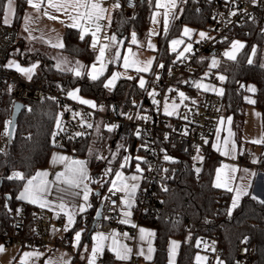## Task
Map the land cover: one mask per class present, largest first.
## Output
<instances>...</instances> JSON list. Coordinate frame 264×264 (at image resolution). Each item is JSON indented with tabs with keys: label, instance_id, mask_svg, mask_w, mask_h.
I'll return each mask as SVG.
<instances>
[{
	"label": "trees",
	"instance_id": "obj_1",
	"mask_svg": "<svg viewBox=\"0 0 264 264\" xmlns=\"http://www.w3.org/2000/svg\"><path fill=\"white\" fill-rule=\"evenodd\" d=\"M7 0H0V21H3ZM182 11L175 14L176 18L171 19L167 35H159V46L156 50L157 57L152 72H150L147 85L141 88L137 81V76L120 77L113 88H105L104 82L113 70V64L109 70L103 74L99 80L93 81L88 75L82 74L76 77L71 72L59 71L50 57H40L41 64L38 70L33 74L35 79H46L52 83L63 85L67 90L73 87H79L83 95L93 98L98 104L105 101L107 110H113L118 105L119 112L124 114L128 109H152L154 101L149 95V89L156 80L155 69L159 64L164 67L169 66L176 61L174 53L168 49V40L177 35L185 23H191L198 27H205L208 19V7L196 0L181 1ZM28 4L26 0H17V7L14 19V25L20 27L24 20V15ZM153 2L151 0H139L138 7L133 16L127 15L124 11H116L112 29L120 32L126 37L125 44L131 43L132 34L140 40H145L148 36V27L151 20ZM80 30L67 27L63 34L64 47L61 50L70 58L79 59L83 65L90 66L96 58V51L91 47V39L84 36L80 39ZM241 38L244 40V47L236 55V60H229L223 55L220 61V70L225 73L226 81L225 92L223 94V103L221 112L224 110L233 117V124L242 122L247 104L244 87H237L238 80H242V85L248 82H254L257 86L256 104L261 108L263 121L264 138V32L261 24L255 22L251 25L249 34H240L233 36L222 43L224 50L231 42ZM25 40L20 37L18 45L13 51V56L19 58L22 63L30 62L29 53L24 52ZM255 47V55L252 49ZM18 48V51H17ZM251 58L253 63L248 64ZM207 61L200 71L205 68ZM195 95L196 90H190ZM13 104L5 109L2 120V128H5V122L11 119ZM61 104L48 99L41 102H28L19 115L13 136L6 148L0 151V229L3 225H10V209L17 208L20 200L16 197L26 182L27 178L38 168L45 166L52 155L54 148L64 147L75 154H85L90 147L95 144L93 131L83 133L82 135L69 137L65 132L53 135L55 133L56 119L59 114ZM31 109L29 111L28 109ZM220 112V113H221ZM96 117H99L96 115ZM93 130V129H92ZM104 135H108L113 145L116 146L114 133L109 130H103ZM115 136V137H114ZM140 138L132 137L125 141L130 142L131 151H136V146ZM128 146V144H125ZM261 155L264 156V143L261 144ZM126 151L125 147L119 150L117 156L106 160L99 159L96 162L95 156L90 160L93 168L95 180L99 181L100 169L105 166L112 168L113 173L121 165L122 154ZM139 151H143L139 148ZM144 153V151H143ZM173 164L175 167L174 178L169 183L167 191L159 190L158 201L161 205L160 213L148 212L143 215L142 222L153 226L154 237V257L140 264H169V243L171 238L180 240L179 249L175 264H189L193 261L197 247V240L202 234L217 235L218 241L223 247L222 258L226 264H236L235 255L241 243L254 244L257 259L254 264H264V203L261 198L252 199L253 194L245 195L240 204L229 215V202L231 192L226 189L217 188L213 183V172L221 160L219 152L214 151L206 155L203 159L202 169L196 171L195 160L188 155L178 154ZM134 163L125 168H132ZM19 170L26 177L25 180L7 179L12 171ZM113 175V174H111ZM108 179L105 181H110ZM99 185V191L94 192V205L90 211L82 213L79 216L78 225L83 223V218L96 208L99 200L109 188L110 183L94 182ZM99 193V195H97ZM8 197H11L8 199ZM28 203V202H27ZM37 206L28 203V219L26 231L33 233L35 229L34 214ZM135 216L138 211L133 205ZM158 211V210H156ZM171 211H178L179 218L168 219L167 215ZM3 237L0 235V240ZM102 264H121L112 252L108 249L104 251Z\"/></svg>",
	"mask_w": 264,
	"mask_h": 264
},
{
	"label": "built area",
	"instance_id": "obj_2",
	"mask_svg": "<svg viewBox=\"0 0 264 264\" xmlns=\"http://www.w3.org/2000/svg\"><path fill=\"white\" fill-rule=\"evenodd\" d=\"M105 3L113 5L116 0H103ZM207 6L209 19L205 27L206 38L204 40H195L194 47L188 55L177 59L167 67L155 69L156 80L154 86L157 87V102H154L152 109H128L124 114H116L115 108L107 110V104L102 101L99 105L102 110L91 108L87 105L78 103L68 96V90L60 84L52 83L46 79H35L29 81L26 76L22 75L15 67H6L13 58V51L18 45L20 32L14 24H5L0 21V149L5 144L8 145L10 137L5 136V128H2V120L5 109L9 104H15L16 101L41 102L50 98L53 101L63 105L70 104L74 108L81 107L90 115L101 116L105 122L118 121L119 127L112 131L117 139L128 140L137 137L144 151L143 161H140L143 172L141 173V185L134 201V207L138 211L134 217V225L130 226L129 231L133 235V244L136 240L137 228L143 220V215L148 212L160 213L161 205L157 200L159 190L168 189L169 183L174 178L175 167L173 164L178 154L188 155L189 157H204L214 151L210 143L218 117L221 112L223 95L216 93H206L201 97V89L195 85L197 81L209 71L210 77L215 82H220L215 72L220 70V61L223 58L224 48L222 43L240 34H249L251 25L255 22L261 24L264 32V0H196ZM139 0H134V7L129 6V0H119L120 8L116 11H124L127 15L133 16ZM235 12L236 15H231ZM226 38V39H225ZM216 59L218 66L211 67L212 59ZM207 61L205 68L200 71ZM157 77H159L157 79ZM12 86L9 93L8 88ZM242 80H238L237 87H241ZM190 90H196L193 95ZM183 92L187 99L183 104L177 116H167L163 111L164 100H173L181 98L179 93ZM13 106V105H12ZM132 119H129V117ZM138 117H149V119H140ZM186 117V119H185ZM85 130V129H84ZM139 130V135H137ZM69 137H75L74 129L71 127L64 128ZM186 133V134H185ZM104 134V132H103ZM167 137V138H166ZM208 141V143H205ZM111 140L102 144L100 156L109 157V151L112 147ZM143 145V147H142ZM172 159L165 160V156ZM203 159H194L195 162H203ZM255 161V162H254ZM240 166L247 165L255 168L258 172L264 174V156L256 158L255 153L250 149H245L238 160ZM167 171H164V170ZM14 172L8 174L11 176ZM0 178L3 177L0 175ZM121 192L108 193L98 205L95 211L89 212L83 218V224L93 226L100 230L108 231L115 225L119 224L125 228V224L120 223L121 213L119 208H115L112 201L116 200L120 204ZM264 200V197L262 198ZM93 205V199L89 200ZM17 209L20 211L17 212ZM101 210V217H97L98 211ZM158 210V211H156ZM64 212H58L57 218L63 221ZM10 225H3L0 229V235L4 240V248L9 249L13 243H20L22 246L33 245H57L66 247L70 250V239L66 236L57 239L50 236L52 229V219L48 214L47 208L37 207L34 214L35 229L33 233L26 231L28 219V203L21 202L17 208L10 209ZM105 217H111L106 219ZM168 219L179 218L178 211H171L167 215ZM200 247L204 248L210 255L209 264H213L217 256H222L223 247L217 239V235L202 234L198 238ZM214 241V242H213ZM247 249V251H245ZM77 259L78 254L73 252ZM257 259L254 244L241 243L235 255L236 264H254ZM103 256H100L98 262L102 264ZM82 264H85L82 262ZM131 264H137L135 260Z\"/></svg>",
	"mask_w": 264,
	"mask_h": 264
},
{
	"label": "snow or ice",
	"instance_id": "obj_3",
	"mask_svg": "<svg viewBox=\"0 0 264 264\" xmlns=\"http://www.w3.org/2000/svg\"><path fill=\"white\" fill-rule=\"evenodd\" d=\"M186 2V0H185ZM256 0H253V3H255ZM26 3L32 7L36 12H40L43 8V14L45 16H48L50 19H59V16L53 15V13H59L64 16H66L70 23L67 25L70 28H75L80 30V39H84V35L91 32L92 35V43L91 47L93 50H98V56L96 57V62H94L91 66H85L81 64L79 61L75 62V64H72L67 60V58L59 57L56 58L57 62L55 67L62 72H71L76 77H80L82 74H86L89 76V78L93 81L99 80L100 77L104 74L106 65L108 63H113L116 61H119L123 59V67L127 70L130 67L128 56H121V53L119 51L120 45L123 43L122 40H118L117 36L113 34L112 36H104L103 39L107 41V43H99V38L97 36L98 33H101L107 25H102L100 23L101 20L105 19V14L108 12V9L103 7V0H26ZM129 6L134 7V0H129ZM113 8H120L121 5L119 3V0H116V2L112 5ZM155 7L157 9H165L163 13V32L165 35H167L169 31V26L171 19H175V12L174 10L177 7L176 0H166V2H162V0H156ZM49 9L51 11H49ZM14 14L13 9V0H7L6 5V12L4 16V23L9 24L10 19L9 16ZM159 13H157L158 15ZM231 15H236L235 12H232ZM25 31H28L27 25L31 22L32 17L31 16H25ZM63 22V21H61ZM154 23H158L155 19L153 20ZM191 30L187 27L183 29V36H190ZM151 35H159L158 32H153L149 34ZM200 40H204L206 38H209L206 36V33L200 32L199 33ZM226 39V38H225ZM131 42L133 44H137V39L135 33L132 34ZM199 42V41H197ZM51 44V41H49ZM99 43V47H98ZM184 43L183 39H173L170 41L171 50L173 52L177 51V46ZM52 47L57 48H63L64 44L62 41H58L57 43L51 44ZM148 47L150 49H155V46L151 44L149 41ZM244 47V44L240 41H232L231 42V50L225 51L224 56L227 57L229 60H236V52L238 49H242ZM113 49H116L113 51ZM192 50V45L188 44L184 47L183 51L178 52V58L184 57V54L187 52H190ZM131 52V49L128 50ZM256 49L253 47L252 54L255 55ZM248 64H252L253 60L251 58L248 59ZM148 65H151L152 60H148L146 62ZM218 61L216 59H212L211 61V67L215 68L218 66ZM6 67H15L18 72H20L22 75L26 76L29 81L32 80L34 70L38 67L37 64H33L30 67L24 68L21 67L19 64L15 63L14 61H10ZM159 67L163 68L164 65L161 64ZM261 67H264V65H261ZM138 72L143 71L147 72L149 71L148 67H142L136 69ZM120 73H113L110 78L106 79V82H104L105 88H111L114 86L115 81L119 78ZM159 77H157L158 79ZM131 79V77H129ZM219 80L223 81L226 79L223 75H220L218 77ZM139 86L143 88L145 86V80L143 78H140L139 80ZM197 88H203L204 91L210 90L209 85H204L201 83H196L195 85ZM241 87H244V85H241ZM247 90L249 92L255 93L257 91L255 86H248ZM9 93L12 91V86L10 85L8 88ZM79 90H73L68 93L69 97L78 100L81 104L89 105L93 108L96 107V104L93 101L81 99L78 96ZM218 94L223 95V90H218ZM150 96H154L155 93H149ZM181 100L187 99V97L184 96V93H179ZM55 99V98H50ZM155 102V101H154ZM249 103L255 104V100H248ZM20 105L13 104L14 109H19ZM173 111L176 108V105H172ZM31 111V109H28ZM102 110V108H101ZM173 111H169V105H164V113L166 115H173ZM15 112L13 115L15 116ZM76 115H79L78 113H74V117ZM140 119H149V117H138ZM129 119H132V117H129ZM186 119V117H185ZM229 123L231 122V118H228ZM223 123V121H221ZM56 127L58 130L63 131L64 129L61 126V120L58 117L56 119ZM88 128H92V124H87ZM118 127L117 125H111L108 127L109 131H112L114 128ZM15 129V120L10 119L5 122V136L11 137ZM97 131H99V127H97ZM57 133H54L55 136ZM186 134V133H185ZM77 136L82 135V133H76ZM137 135H139V130H137ZM234 135L231 131H229V136ZM167 138V137H166ZM217 139H219V135L217 136ZM253 143H264V138L261 140H254ZM205 143H208V141H205ZM229 141L227 139L224 140V145L227 148ZM120 147H123L122 145ZM143 147V145H142ZM214 147H216L214 145ZM217 151H220L219 147H216ZM92 149H89V155H93ZM224 155H228L229 153L226 151L223 153ZM203 159L202 157H194V159ZM96 159H107L103 156H96ZM131 158L129 156H125L123 163L120 165L121 168H124L127 166L129 160ZM165 160L172 159L169 156L164 157ZM137 161H143V158L136 157ZM53 162H60L64 164V170L61 172H58L55 174V179L50 181L48 179L49 173L47 171H38L34 176L31 178H27V182L23 187V190L20 192V194L16 197L18 200L27 201L31 204H37L41 208H52L53 206L60 209L64 214L67 216V223L65 225L64 231H68L69 228L75 223V217L79 213H84L87 211L89 207H91V204L89 203V197L91 195V189L88 186V181L90 180L88 170H87V162L83 160H77L71 157L67 156H54ZM144 163H147V161H143ZM255 162V161H254ZM227 168L228 166H223ZM136 171L138 173H142L143 169L140 167V164L137 163L136 165ZM164 171H167L166 169ZM197 172L200 171V169L196 170ZM237 171L236 168L229 169V175H226L224 178V182L221 183V177H220V170H217V178L215 187L220 188L224 187L227 191L231 192L233 189L229 187L231 181L234 179V173ZM247 172V169H245ZM110 174H113L112 168H106L104 170V176H108ZM252 175H255V173H252ZM141 176L138 175H132L130 177H125L123 172L121 171H115L114 172V178L111 181H105L103 180V177L99 181L93 179L92 182H99L101 183V186L103 187L104 183H110V187L108 188L109 193H112L113 195L115 192H121L124 193V196L120 198V204L118 205L116 200H113L112 203L115 206L113 210L116 208L123 207L124 209H127L123 212V217L120 221L122 224H128L130 223V220L128 219L131 215V209L133 208L134 199L136 196L137 189L139 188L138 181L141 179ZM7 179H17V180H25L26 177L24 174L20 172H14L11 176L7 177ZM128 181H133L134 183H128ZM60 185H63L64 187H60ZM56 187L57 190L65 195H70L74 198H80L82 199L83 203L79 206L73 207L72 209L68 208V205L66 204L64 200V195L59 196L58 203H55L53 201H50L47 199L48 194L51 192L52 188ZM248 187H251L249 184ZM165 191H167V188H164ZM247 188H238L236 189V195L233 198L231 209L229 210V215H231V210L235 209L238 206V202L242 195H248ZM99 195V193H97ZM11 197H8L10 199ZM110 197H105L104 199H109ZM252 199H258L257 196L253 195ZM261 203H264V200L260 201ZM20 210L17 209V212ZM97 215H100L98 212ZM106 219H111V217H105ZM133 227H136V225H132ZM141 234V239L143 240L145 237H151L154 235V233L147 231L146 229L140 228L139 229ZM127 236V233L124 234ZM118 234L115 232L109 233L105 235L104 233H96L92 240L94 241V244L92 246L90 255L88 257V264H97L98 257L102 256L104 253L105 248L107 247L110 252H112L115 256V258L119 261H127L131 257L132 249L127 247V245H124L119 242L117 239ZM81 237V232L77 231L75 233V243L73 244L74 247L79 246ZM111 241L110 244H106L107 241ZM179 244L176 241L171 242V248H170V259L169 264H174L175 261V255L176 250L178 249ZM87 246H85V251H87ZM4 251V246L0 245V252ZM154 249L149 245L148 247V254L145 255L144 250L141 249L139 251V255L144 256L145 259L151 260L152 259V253ZM247 251V249H245ZM42 254L37 251L33 250L31 252H25L23 256L21 257V260L19 264H35V260L39 259ZM84 257H82L83 259ZM204 257L197 256L196 260L197 262L204 260ZM46 264H53L51 260L47 261ZM63 264H70L69 261H63ZM220 264H223L221 261Z\"/></svg>",
	"mask_w": 264,
	"mask_h": 264
},
{
	"label": "rangeland",
	"instance_id": "obj_4",
	"mask_svg": "<svg viewBox=\"0 0 264 264\" xmlns=\"http://www.w3.org/2000/svg\"><path fill=\"white\" fill-rule=\"evenodd\" d=\"M151 1L153 2V8H152V13H151L150 24L148 27V36L145 40H140L136 37V39H137L136 45L146 46L147 49H150L148 47V43L150 41L151 44L155 46L154 51H156L158 46H159V35L161 33L164 34V32H163V13H164L165 9H163V8L157 9L155 7L156 0H151ZM181 1H183V0H176L177 7L174 10L175 14L176 13L180 14L182 11V5H180ZM162 2H166V0H162ZM157 13H159V14L157 15ZM154 19L156 21H158V23H154L153 22ZM21 27H22V25H21ZM21 27H20V29H21ZM185 27H187L191 30L190 36H187V37L183 36V29ZM21 32H22V29H21ZM153 32H158L159 35H151L150 36L149 34L153 33ZM200 32L206 33L205 29L202 27H198V26L193 25L191 23H185V24H183L181 31L177 35L172 36L168 40V49L170 52L174 53L173 55L175 57V60L179 59L178 58V52L183 51V49L186 45L191 44L192 49H193L194 42L191 41L190 38L194 37L196 41L199 40L200 39V37H199ZM24 38H25V44L26 45H25L23 51L29 53L28 58H30V62L22 63L21 60L15 56H13V58H11V61H14L15 63L19 64L21 67L27 68L33 64H37L38 67L34 70V72H35L40 67V64H41V58L40 57H42V56L50 57L51 59H54L55 62H57L56 58H59V57L67 58V60L69 62H71L72 64H75L76 60L80 61L79 59L70 58L64 52H62V50L60 48L52 47L51 46L52 43L51 44L49 43V41H52V39L50 38L49 34L46 32L30 31V32L26 33ZM173 39H183V41H184V43L177 46L176 52H173L171 50L170 41ZM233 41H240L241 43L244 44V40L241 38H236ZM130 42H131V40H130ZM151 50H153V49H151ZM228 50H231V44L226 47L224 52L228 51ZM240 50L241 49L237 50L236 55L238 54V52ZM17 51H18V48H17ZM188 54H189V52L185 53L184 56H186ZM38 61H39V63H38ZM121 74L123 75L124 73L121 72ZM215 74L217 77H219L220 75H223L224 77H226L225 73H223L221 71L215 72ZM219 81L220 82H215L210 77L209 71L207 73H205V75H203L197 81V83L209 85L211 87H210V90H208V91H204L203 88H200L201 89L200 96L203 97V96H205L206 93H209V92L218 94V90H220V89L223 90V94H224V92H225L224 83H225L226 79L223 81H221V80H219ZM243 85L245 86V89H246L245 99H246L247 104L245 106V114L243 116L242 122H238L236 124V126H234L233 117L230 114H227L224 110H222L220 117H219V120H218V125H217L218 127L216 129L214 140H213V145H215L216 147H219L220 151H218V152L221 156V160L218 162V164H217V166L213 172V176H212L213 177V183L214 184L216 183L217 170H220L221 183H223L225 176L230 174L229 169H231V168L237 169V171L234 173V179L231 181V183L229 185V187H231L233 189V191H231V199L229 202L228 211L231 209L233 198L236 195V189L241 188V187L247 188L248 193H251L254 195V190L252 189V185H253L254 178L256 177L257 170L255 168L247 166V165L240 166L238 163V160L240 159L241 154L243 153V151L245 149H250L255 154H258L262 150V146H261L262 143H253L252 142L254 140H261L263 138L262 112H261V108L256 103L252 104V103L248 102V100H255L256 99V95H255L256 92L252 93V92H249L247 90L248 86H255L256 89H257V86L254 82L244 83ZM76 89L79 90V87H73V88L69 89L68 93L73 91V90H76ZM152 92H154L155 95L150 96V97L152 98L153 101L157 102V100H156V95L158 93L157 87L152 85L149 89V93H152ZM77 94L81 99L93 101L96 104V107L94 109H98L100 107V105L93 98L86 96V95H83L80 92V90ZM74 101L79 103L78 100H74ZM165 104L169 105V111H173L172 105L175 104L176 108L173 111V115H170V117L171 116H177V114L179 113V110L183 104V100H181V98L173 99V100H167V99L164 100L163 111H164V105ZM84 105H86V104H84ZM87 106H89V105H87ZM89 107H91V106H89ZM91 108H93V107H91ZM100 108H103V107H100ZM74 113H78L79 115H76L74 117ZM88 114L89 113H87V111H83V109L81 107L74 108L70 104H66V105H63L62 107H60L58 117L61 120V126L63 129L65 128V126L71 127L72 129H74L75 133H81V131L82 132L85 131L84 130L85 127H86V129H88L87 124H92V117ZM126 116L129 117L128 115H126ZM167 116H169V115H167ZM228 118H231L230 123L228 121ZM221 121H223V123H221ZM111 125H117L119 127L120 123L118 121L105 122L103 120V118L99 115L98 122L96 123V128H95L96 130L94 129V131H93V133H94L93 139H94L95 144L90 147V149H92L94 154L90 156L89 151L85 154H75V153L70 154L69 153V154H67L68 157L76 158L78 160H83V161H86L87 163L90 162V160L93 156H95V159H96V156L97 155L100 156V154H101L102 144L107 143L108 141L111 140L108 135L106 136L103 134V130L104 129L108 130V127ZM97 127H99V131H97ZM118 127L114 128L112 131H114ZM112 131H109V133H112ZM229 131H231L234 135L229 136ZM60 132H62V131L58 130L56 125H55V133L59 134ZM218 135H219V139H217ZM225 139H227L229 141L227 148L224 145ZM125 141L126 140H120V139L116 140V146L112 144V147H111L109 154H108L109 157H107V158H110V156H112V159H114L117 156V154L119 153V150L121 148L125 147L126 151H124L122 154L121 164L123 163L124 157L129 156L131 159L129 160L127 166H130L131 163L134 162L135 163L134 169L128 171V170H126L125 167L121 168L119 166L118 169H116V171L118 170V171L123 172L124 176L126 174H130L129 176L139 175V173L136 171V165H137V163H139L140 167H141V163H140V161L136 160V157H141L144 159L143 151H139L141 144L138 142V144L136 146V151L133 152L129 148L130 142L125 143ZM125 144H128V146H126ZM121 145L123 147H120ZM6 146L7 145L5 144L3 147H1L0 151L4 150L6 148ZM216 147H214V148L216 149ZM55 150L56 149H54V151ZM226 151L229 153L228 155L223 154ZM54 156H55L54 153H52L51 158H53ZM103 160H106V159H103ZM97 161H98V159H96V162ZM225 165H227L228 167L227 168L223 167ZM197 169H200V171H201V169H202V163L201 162L196 163V170ZM245 169H247V172L245 171ZM104 170H105V166H103L100 169L101 173L99 175V179H101V177H103V180H105V179L106 180H108V179L112 180L114 178V173H113V175L110 174L108 176H104ZM252 173H255V175H252ZM35 174H36V171L33 174H31L28 178H31ZM26 182L24 183V185L26 184ZM128 183H130V181H128ZM249 184L251 185V187H248ZM24 185H23V187H24ZM109 187H110V184H109ZM220 188L225 189L224 187H220ZM244 196L245 195L241 196L238 204L241 203ZM233 210L234 209L231 210V213L233 212ZM140 228L146 229L147 231L154 233V235L151 237H145L142 240L141 234H140V237L137 241L136 250L134 249V255H132V253H131L130 259L127 261H122V264H129L130 260H135L137 264L145 263V262L149 261V260L145 259L144 256L138 254L139 251L141 249H143L145 255H147L149 245H151V247L154 249V251L152 253V258L154 257V255H155V248H154L155 231H154V228H153V226H151L150 224L145 223V222L140 223ZM101 232L102 231H100V230H95L92 234V237L96 233H101ZM102 233H104L105 235L109 234V233H105V232H102ZM117 239L119 240L120 243L124 242L123 243L124 245H127V247H129L133 250L132 245L127 240L126 241L124 239L121 240L120 233L118 234ZM172 241H176L178 244L180 243V240L178 238H176V237L171 238L170 243H169V259H170V248H171V242ZM200 242H201L200 240H197L198 249L196 250L193 261H191L189 264H209L210 255H209V253L206 252V250L204 248L200 247V245H199ZM4 244H5L4 240L3 239L0 240V245L4 246ZM93 244H94V241H93ZM178 249H179V247H178ZM178 249L176 250L175 260H176V256L178 253ZM33 250H37L42 254L39 259L35 260V264H46V262L49 260H51L53 262V264H63V261H69L70 264H82V262H83V261H81L82 257H84L86 254L85 247L80 254V258L76 259L74 257V254H73V250H69L65 247H54L51 245H47L46 247L40 246V245L22 246L20 243H13L10 245L9 249L4 248V251L0 252V264H19L23 254L25 252H31ZM74 251H76V250H74ZM197 256L204 257L205 259L197 262V260H196ZM221 261L223 262V264H226V261L222 257L217 256L215 258L213 264H220ZM30 264H31V262H30ZM85 264H88V261ZM174 264H175V261H174Z\"/></svg>",
	"mask_w": 264,
	"mask_h": 264
},
{
	"label": "crops",
	"instance_id": "obj_5",
	"mask_svg": "<svg viewBox=\"0 0 264 264\" xmlns=\"http://www.w3.org/2000/svg\"><path fill=\"white\" fill-rule=\"evenodd\" d=\"M6 5H7V2H6ZM16 7H17V0H13L14 14L9 16L10 23H12V24L14 23V19H15ZM103 7L107 8L108 12L105 14L106 18L101 20L100 23L102 25H107V27L101 33L97 34V36L99 38V43H107V41L103 39V37L105 35L110 37L113 34H115L117 36L118 40L123 41V43L120 45V48H119L121 56L123 57V56L127 55L128 60H129V64H130V67L126 70L123 67V59L116 61V62H113V63H108L106 65L104 74L109 70L110 65L113 64V70L110 73V75L108 76V78H110L113 73H120L119 78L120 77H135V76H137L138 84H139L140 78H143L145 80V86H146L148 79H149L150 72H152L155 61H156V57H157L156 51L151 50V49H147L146 46H139V45H136L133 43L125 44L126 37L124 35H122L120 32L112 29V22H113L115 13H116L115 8H113L111 4L105 3L104 1H103ZM43 11L44 10L42 8L40 12H36L32 7H30L28 5V8L26 10V14L24 15V17L25 16H31L32 20L27 25V27L29 29L28 31H25V20L22 21V23H21L22 27L20 25L22 32H21V29L19 27L20 37L25 40L24 36L26 35L27 32L39 31V32L48 33L50 38L52 39V41H51L52 44L57 43L58 41L63 42V34H64L65 29L68 27L67 25L70 23L69 19L66 16L59 14V13H53V15L59 16V19H56V20L50 19V18H48V16H45L43 14ZM49 11H51V10L49 9ZM5 12H6V8H5ZM4 16H5V13H4ZM3 21H4V18H3ZM61 21H63V22H61ZM84 36H89L91 39V43H92L91 32L85 34ZM99 43H98V47H99ZM129 49H131V52L128 51ZM115 50L116 49H113V51H115ZM95 51H96V57H97L98 56V50H95ZM150 59L152 60V63H151V65H148L146 62ZM52 60H53L54 64L56 65L55 60L54 59H52ZM76 62H77V60H76ZM79 62L82 64L81 61H79ZM94 62H96V58L91 63V65ZM38 63H39V61H38ZM142 67H148L149 71H147V72L139 71L138 72L136 70L137 68H142ZM121 72H123L124 74L122 75ZM119 78L115 81L114 86L117 84ZM113 87H111V88H113ZM88 115H90V114H88ZM90 116L92 117L93 127L88 128V129H86V127H85V131L84 132L81 131L82 134L90 132V131H94V129L96 128V123L98 122L99 117H96L94 115H90ZM219 117H220V115H219ZM219 117H218V120H219ZM218 120L216 123V127L214 129L213 135L210 139V143L213 146V148H214L213 140H214L216 129L218 127L217 126ZM54 149H56V150L55 151L53 150L54 152H52V153H54L55 156H67L68 157L67 154L74 153V151H70V150H68L64 147H61V146L56 147ZM255 156H256V158L261 157L262 156L261 152H259L258 154H255ZM74 159H76V158H74ZM86 166H87L88 174L90 177V180L88 181V186L91 189V195L89 197V200H90V199H93L94 192L99 191V185H96L94 182H92L93 179H96L95 176H97V175L94 174L93 167L90 165V162H88ZM133 169H134V165L130 169L126 168V170H128V171L133 170ZM63 170H64V164L63 163H60V162L54 163L53 158H50L49 162L45 166L38 168L36 170V172L47 171L49 173L48 179L50 181H52L55 179V174L58 172H61ZM129 175L130 174H126L125 177H130ZM138 176H141V173H139ZM131 183H134V182L130 181V184ZM138 183H139V188H140L141 179L138 181ZM60 187H64V186L60 185ZM139 188L137 189L136 195L138 193ZM252 189L254 190L255 196H257L258 198H261V199L264 197V174L257 171L256 177L254 178V181H253ZM22 190H23V187H22L21 191ZM108 193H109L108 189L106 191H104V193L102 194V196L99 200L98 205L107 196ZM61 195H64V200H65L66 204L68 205L69 209H72L73 207L79 206L80 204L83 203L82 199L74 198V197H71L70 195H65V194L59 192L56 187L52 188L51 192L47 196V199L50 201H53L55 203H58L59 201L57 198ZM123 196H124V193H122L121 197H123ZM135 198H136V196H135ZM134 201H135V199H134ZM21 202H23V201L20 200L19 205L21 204ZM33 205L39 207L37 204H33ZM93 205H94V202H93ZM93 205L91 204V207H89L87 209V211H90L92 209ZM98 205L92 211H95L97 209ZM47 209H48V214H49L50 218L52 219V229L50 231V236L55 237L58 240L67 236L70 239L71 249L73 250V252L78 254V258H80V254H81L82 250L84 249V247L87 246L88 250L86 251L84 258L81 260V261H83V263H86L88 261V257L90 255V252H91V249L93 246L92 234L95 230H100V229L95 228L93 226H86L83 223L80 225V227L76 228V226L78 225L79 216L82 214V213H79L75 217V223L69 228L68 231H64L65 225L67 223V216L66 215L64 216L63 221H59L57 218V215H58V212H62V211L60 209L54 207V206L52 208H47ZM119 210L121 213V219H120V221H121L122 219H124L123 212L127 209L120 207ZM87 211H85V212H87ZM131 212H132V215L128 218L130 220V223L125 224V226H126L125 228H122L121 226H119V224H117L108 231H104V230H100V231L105 232V233H112V232H115L117 234L120 233L121 240L122 239H124L125 241L127 240L132 245V247H133L132 255H134V249L136 250L137 241L140 237V231H139L140 225L137 228L136 240H135V243L133 244V235L129 231V227L134 224L135 212H134L133 208L131 209ZM77 231L81 232V237H80L79 246L74 247L73 246V244L75 243L74 237H75V233ZM125 233H127V236L124 235ZM110 243H111V241L109 240V241H107L106 244H110ZM51 246L62 247V246H57V245H51ZM106 249H108V248L106 247L105 250ZM74 250H76V251H74ZM98 259H99V257H98ZM98 259H97V264H100L98 262ZM131 261L132 260H130L129 264H131ZM120 262L122 264V261H120Z\"/></svg>",
	"mask_w": 264,
	"mask_h": 264
},
{
	"label": "water",
	"instance_id": "obj_6",
	"mask_svg": "<svg viewBox=\"0 0 264 264\" xmlns=\"http://www.w3.org/2000/svg\"><path fill=\"white\" fill-rule=\"evenodd\" d=\"M15 104L22 106L18 110L17 109H14V108L12 110L11 119H14L15 120V127H16V124H17L19 115L22 112V110L24 109L25 103L22 102V101H16ZM115 110H116V114L119 115V107H118V105H115ZM14 112L16 113L15 116L13 115ZM12 136H13V134H12ZM12 136L10 137L9 142L11 141ZM98 212L100 213V215H97V217L99 218V217H101L102 212H101V210H99Z\"/></svg>",
	"mask_w": 264,
	"mask_h": 264
}]
</instances>
